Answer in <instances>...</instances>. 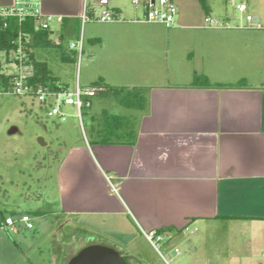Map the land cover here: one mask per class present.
Segmentation results:
<instances>
[{"label": "crops", "instance_id": "crops-1", "mask_svg": "<svg viewBox=\"0 0 264 264\" xmlns=\"http://www.w3.org/2000/svg\"><path fill=\"white\" fill-rule=\"evenodd\" d=\"M34 1L61 26L68 19L72 37V23L90 0ZM139 1L109 0L126 19L110 28L115 81L142 87L147 99L135 118L138 138L134 145L102 142L109 114L103 110L89 126L91 142L68 149L53 213L62 217L58 228L70 227L63 243L73 238L77 247L61 264L90 244L77 235L92 233V221L111 233L121 216L144 235L166 229L168 241L192 227L225 223L227 233L241 235L231 248L245 251L229 255L230 263L264 264V0H173L179 12L169 28L141 21L145 0ZM92 2L96 14L101 5ZM240 3L261 28L246 21ZM200 79L222 87L193 86Z\"/></svg>", "mask_w": 264, "mask_h": 264}, {"label": "rangeland", "instance_id": "rangeland-1", "mask_svg": "<svg viewBox=\"0 0 264 264\" xmlns=\"http://www.w3.org/2000/svg\"><path fill=\"white\" fill-rule=\"evenodd\" d=\"M91 3L92 0L88 1L89 6ZM101 9L98 8L95 15ZM90 13L93 16L95 12L90 10ZM72 25L74 35L70 34V37L66 34L61 48H34L35 58L46 61L58 83L72 91L77 83L82 89L92 86L100 88L94 83L104 77L107 92L98 91L95 96L84 97V100L91 101V106H84L81 116L75 105H63L65 119L48 115L47 108L34 97L0 93V264L66 262L68 257L64 259L62 256L77 245L73 238L65 239L67 242L63 243L70 227L58 228L62 217L53 213L60 199L57 185L60 182V164L70 146L86 147L87 142H91L89 126L95 119L103 118V110L109 113L105 118L110 125H115L112 120L115 115L125 116L135 123L136 115L140 113L139 109L123 103L125 98L129 99L124 92L115 94L114 90H110L111 87L124 86L115 81V36H110V28L115 22L92 19L83 23L80 18ZM52 27L53 39L58 40L62 26L57 18L52 22ZM81 40V50L79 47L70 48L71 42L80 43ZM2 64L4 72L14 70L5 53ZM14 126L18 131L10 134ZM39 137L45 139L46 146L39 143ZM24 213L32 217L35 223L33 229H21L19 219ZM1 215L13 216L17 224L14 227L6 226ZM224 224H207L198 229L192 227L172 241L155 239L153 244L132 220L121 216L115 220L114 232L110 233L105 225L92 221L93 232L77 236H87L85 241L90 242L86 243L87 246H113L132 264H231L229 255L243 254L245 251L231 248V245L242 241H239L241 235L237 232L230 235L228 230H224L228 225ZM97 228L106 233L95 232Z\"/></svg>", "mask_w": 264, "mask_h": 264}, {"label": "built area", "instance_id": "built-area-1", "mask_svg": "<svg viewBox=\"0 0 264 264\" xmlns=\"http://www.w3.org/2000/svg\"><path fill=\"white\" fill-rule=\"evenodd\" d=\"M135 4H139V0H134ZM101 5L100 12L91 16L88 3L85 2L84 8L80 18L85 23L89 20H97L100 22H123L126 21L118 11L109 8V0H99ZM145 15L141 21L154 22L163 24L166 27H173L176 24L177 15L179 9L173 0H145ZM236 8L245 13V19L248 23L254 24L255 27L261 28L262 24L251 14H246L247 4H236ZM0 18H17L20 23L25 22L31 18L34 21L36 30H50L52 22L55 19H61L55 15L45 14L42 10L41 3L34 0H17L13 4L8 6H0ZM137 20V19H136ZM206 22L209 26H217L216 21L207 17ZM6 25V24H5ZM33 36L27 32H20L17 46L12 48L9 52L5 53L7 61L10 62L14 70L5 72L9 75V84H0V93L2 94H14L18 96H30L36 98L42 106L47 108L48 115L59 116L62 119L66 118V113L63 112V105H75L78 108L79 115L81 116V110L84 106H91L89 99L84 100V97H92L97 94L101 88L96 86L87 87L82 89L79 83H77L74 91L70 90L68 86H60L58 90L51 89L48 85L32 84L31 78L34 75V67L31 62L29 51L27 50V44L30 43ZM82 49V40L80 43L71 42L70 48ZM20 222L23 228L33 229L35 223L32 217L24 213L20 216ZM17 224V220L13 216H7L5 219V225L14 227ZM147 239L154 244L156 241H163L168 239L169 235L165 231L153 230L145 232ZM177 252L178 249H176ZM167 262L169 260L164 257Z\"/></svg>", "mask_w": 264, "mask_h": 264}, {"label": "trees", "instance_id": "trees-1", "mask_svg": "<svg viewBox=\"0 0 264 264\" xmlns=\"http://www.w3.org/2000/svg\"><path fill=\"white\" fill-rule=\"evenodd\" d=\"M67 27L68 19L63 22L62 31L59 37V43L56 44L55 41L51 38V35L53 33L52 30H36L34 21L31 18L27 19L25 22L22 23H20L17 18H0V84L8 85L10 79L9 75L6 74L3 70L4 68L2 64V55L17 46L19 34L21 31H24L33 36L32 41L27 44V50L29 51L31 61L34 67V75L31 78L32 84L48 85L51 89L58 90L60 86H62V84L58 83V79L53 75L46 61H40L35 58L36 55L34 52V48L48 46H55L57 48H61L62 40L64 39L65 35H69V33H67L66 31ZM94 84H97L100 87H105L102 78H100ZM193 86L222 87V85H214L209 83L207 79H200L196 81ZM110 90H114L115 94L119 91L124 92L125 96L129 97V99L125 98L123 103L131 108L142 109L147 102L142 87H111ZM112 120L115 125H110L107 121L108 130L105 133L102 142H123L134 145L138 138L135 123L127 120L125 117L117 115H115ZM1 216L2 220L5 223V219L7 216ZM165 230L166 229H161L160 231Z\"/></svg>", "mask_w": 264, "mask_h": 264}, {"label": "water", "instance_id": "water-1", "mask_svg": "<svg viewBox=\"0 0 264 264\" xmlns=\"http://www.w3.org/2000/svg\"><path fill=\"white\" fill-rule=\"evenodd\" d=\"M18 131L17 127H12L9 131L10 134H14ZM41 145H47L43 137L38 139ZM68 264H129L125 257L121 253L110 246H104L102 244H91L81 249L76 255H74L68 262Z\"/></svg>", "mask_w": 264, "mask_h": 264}, {"label": "flooded vegetation", "instance_id": "flooded-vegetation-1", "mask_svg": "<svg viewBox=\"0 0 264 264\" xmlns=\"http://www.w3.org/2000/svg\"><path fill=\"white\" fill-rule=\"evenodd\" d=\"M113 247V246H112ZM114 248V247H113ZM127 260V259H126ZM127 262L129 263V264H132L129 260H127Z\"/></svg>", "mask_w": 264, "mask_h": 264}]
</instances>
